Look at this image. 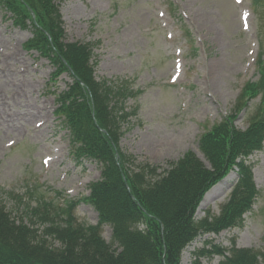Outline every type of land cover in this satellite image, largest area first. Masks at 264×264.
Here are the masks:
<instances>
[{"label": "rangeland", "instance_id": "1", "mask_svg": "<svg viewBox=\"0 0 264 264\" xmlns=\"http://www.w3.org/2000/svg\"><path fill=\"white\" fill-rule=\"evenodd\" d=\"M59 10L66 43L93 46L97 80H127L142 92L125 103L127 112L137 113L120 141L121 151L137 164L165 170L188 151L200 157L201 134L233 113L245 83L259 80L255 62L264 54V0L258 7L252 0H64ZM31 37L0 8V103L9 101L3 107L8 114L0 115V200L27 224L26 210L37 203L27 196L31 189L61 208L86 197L101 176L98 164L70 154L55 98L72 81L63 74L50 82L48 61L23 49ZM38 107L48 118L35 113ZM248 111L237 116L240 130L247 128ZM248 162L259 197L243 227L199 238L184 250L180 264H218L220 257L196 254L210 252L207 243L229 249L234 241L239 249H262L264 147ZM235 182L232 173L212 189L214 195L207 193L196 218L218 216ZM75 217L85 226L98 220L86 204L76 207ZM32 223L43 230L40 222ZM102 237L110 244V227L102 228Z\"/></svg>", "mask_w": 264, "mask_h": 264}, {"label": "trees", "instance_id": "2", "mask_svg": "<svg viewBox=\"0 0 264 264\" xmlns=\"http://www.w3.org/2000/svg\"><path fill=\"white\" fill-rule=\"evenodd\" d=\"M62 1L0 0V7L10 14L15 27L31 32L25 48L50 63L52 81L63 74L70 77L71 85L56 95L55 115L70 136L73 156L98 164L101 176L89 185L88 196L61 208L46 203L31 189L27 196L37 203L26 210L31 217L28 224L7 211L0 200V264H180L184 249L197 238L242 228L243 216L259 197L248 160L264 143L261 56L256 62L259 80L247 82L233 113L199 137L198 149L208 167L192 152L168 163L165 170L137 164L121 151L120 141L123 127L137 113L127 112L125 103L142 92L132 90L127 80H97L93 46L65 41ZM257 98L247 128L237 129L238 114ZM230 173L237 175V182L219 215L207 213L197 219L205 194ZM12 197L21 204V198ZM80 204L93 208L97 225L79 223L75 210ZM104 226L111 228L110 244L103 240ZM201 255H217L222 258L219 264H264V245L260 251L211 246L210 252Z\"/></svg>", "mask_w": 264, "mask_h": 264}, {"label": "bare ground", "instance_id": "3", "mask_svg": "<svg viewBox=\"0 0 264 264\" xmlns=\"http://www.w3.org/2000/svg\"><path fill=\"white\" fill-rule=\"evenodd\" d=\"M3 107H4L5 109H7V108L9 107V101H5L4 105H3L2 103H0V115H7L8 113L5 112V111L3 110ZM1 108H2V110H1ZM35 113H36L38 116L43 117L42 119H44L45 117L48 118V114L45 113V111H44L43 108H39V107L36 108V112H35ZM29 114H30V113H29ZM31 114L33 115V113H31ZM31 114H30V115H31ZM0 118H2V117L0 116ZM212 191H213V192L210 193L208 197H210L211 195H214L215 190H212ZM208 197H207V198H208ZM207 198H205V200H206Z\"/></svg>", "mask_w": 264, "mask_h": 264}]
</instances>
